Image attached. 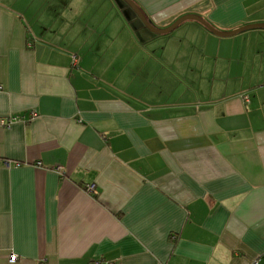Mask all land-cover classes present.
Instances as JSON below:
<instances>
[{
    "label": "crops",
    "instance_id": "obj_1",
    "mask_svg": "<svg viewBox=\"0 0 264 264\" xmlns=\"http://www.w3.org/2000/svg\"><path fill=\"white\" fill-rule=\"evenodd\" d=\"M135 2L159 28L264 23V0ZM104 6L0 0V118L21 117L0 125V264H264V27L158 35Z\"/></svg>",
    "mask_w": 264,
    "mask_h": 264
},
{
    "label": "water",
    "instance_id": "obj_2",
    "mask_svg": "<svg viewBox=\"0 0 264 264\" xmlns=\"http://www.w3.org/2000/svg\"><path fill=\"white\" fill-rule=\"evenodd\" d=\"M127 5H129L133 11L137 14V16L140 18V20L143 22V24L152 32L156 34H164L168 33L175 28H177L179 25L184 23L188 20H195L203 24L205 27H207L210 31L213 33L220 35V36H228V35H234L239 32H242L247 29L255 28V27H264V23H253V24H247L241 27H238L236 29H232L229 31H222L215 27L211 22H209L207 19L203 18L202 16L194 13H188L180 16L178 19H176L173 23H171L169 26L164 28L156 27L145 15L141 7L135 2V0H125Z\"/></svg>",
    "mask_w": 264,
    "mask_h": 264
},
{
    "label": "rangeland",
    "instance_id": "obj_3",
    "mask_svg": "<svg viewBox=\"0 0 264 264\" xmlns=\"http://www.w3.org/2000/svg\"><path fill=\"white\" fill-rule=\"evenodd\" d=\"M96 1L101 3V4H102V2L105 4L104 10H106L108 8V1L109 0H96ZM118 1H120L121 5H127L125 0H118ZM115 6H116L115 7L116 11L119 14L122 15L124 10H121L118 5H115ZM94 8H99V7L93 6V9ZM127 9H129V11L134 12L133 9L129 5H127ZM98 20H100V17L97 18V21H95V23H91V26H93V28L97 27L98 28V32H101V33H104L105 30H107V33H111V35H115L118 32H120V30H124V31L130 30V31H132V30H134L136 28L135 27L136 25H131V23H129V21L126 20L125 18H122V19L116 18V20L113 21L111 24H109L108 22L107 23L104 22V23L101 24V23L98 22ZM99 25H101V26H99ZM174 30H172V31H170L168 33H172ZM168 33L158 34V35H167ZM102 39H104V38L102 37Z\"/></svg>",
    "mask_w": 264,
    "mask_h": 264
},
{
    "label": "built area",
    "instance_id": "obj_4",
    "mask_svg": "<svg viewBox=\"0 0 264 264\" xmlns=\"http://www.w3.org/2000/svg\"><path fill=\"white\" fill-rule=\"evenodd\" d=\"M73 63L75 64V63H77L78 62V56L76 55V54H74L73 56ZM33 116H36L37 115V113L36 112H33V114H32ZM21 119V117H8V118H3V117H1L0 118V125H2V126H8L9 124H11L13 121H16V120H20ZM88 189L90 190V191H95V185H90L89 187H88ZM17 258V255L16 254H11V259L12 260H14V259H16Z\"/></svg>",
    "mask_w": 264,
    "mask_h": 264
}]
</instances>
